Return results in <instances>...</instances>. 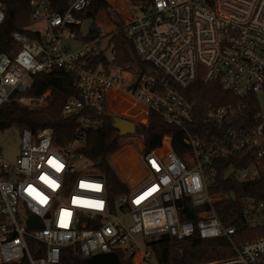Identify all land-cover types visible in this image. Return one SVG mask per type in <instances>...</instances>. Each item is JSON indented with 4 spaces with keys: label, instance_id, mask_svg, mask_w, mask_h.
<instances>
[{
    "label": "built area",
    "instance_id": "built-area-1",
    "mask_svg": "<svg viewBox=\"0 0 264 264\" xmlns=\"http://www.w3.org/2000/svg\"><path fill=\"white\" fill-rule=\"evenodd\" d=\"M89 1L71 0L61 13L49 0H29L36 37L13 31V46L0 52V107L10 100L31 109L46 106L50 90L40 96L14 94L30 86L34 74L55 68L73 73L78 90L61 113L63 118L78 116L71 141L54 144L51 127L38 132L23 128L15 163L0 158V264H60L67 246H75L83 259L122 250L134 264H151L153 253L141 247L140 236L184 239L197 233L211 239L230 238L236 231L215 210L226 195L209 191L216 174L211 166L251 147L253 139L264 134V125L238 120L241 102L208 103L205 120L223 130L210 137L199 135L190 129L197 101L186 91L198 79L217 81L240 99L257 96V117L264 118V0L130 2L125 14L121 10L122 27L137 56L150 64L147 70L115 64L111 46L102 45L103 37L78 40L71 27L83 24L76 13ZM5 17L0 0V23ZM101 53L107 63L99 61ZM116 107L134 119L135 133L121 137H131L138 146L144 179L112 205L105 177L93 162L86 164L89 160L80 149L88 131L103 127V116L115 117ZM151 112L184 131L189 145L185 157L173 149L171 136L146 150L145 135L138 128ZM256 149L258 156L264 155V146ZM50 159L62 165L59 171ZM249 176V169L235 168L230 178ZM204 206L209 208L200 210L196 221L182 219L183 210ZM255 210L264 226V201ZM32 216L39 218L41 227L29 226ZM232 248V256L205 264H264V235L232 242Z\"/></svg>",
    "mask_w": 264,
    "mask_h": 264
},
{
    "label": "trees",
    "instance_id": "trees-1",
    "mask_svg": "<svg viewBox=\"0 0 264 264\" xmlns=\"http://www.w3.org/2000/svg\"><path fill=\"white\" fill-rule=\"evenodd\" d=\"M5 5L6 17L0 23V52H8L13 46L11 33L21 31L31 38L36 35L31 30V7L29 0H1ZM55 11L65 13L71 0H49ZM118 1L119 4V0ZM133 5L137 0H129ZM105 10L110 20L117 28L110 32H103L96 19L100 11ZM83 20L90 23L88 32L83 35L82 25H73L71 29L76 32L81 42L91 41L98 37H106L108 46L114 53L113 62L117 65H137L145 70L150 67L144 60L137 56L134 43L127 36L122 27L124 18L116 11L115 7L107 0H90L86 7L76 13ZM98 22L105 23L103 12L100 13ZM99 61L107 63L104 53L98 56ZM50 90L49 100L41 109H31L21 106L16 101H8L0 107V128L3 121L10 125L16 123L23 128H30L34 132L51 127L54 129L53 143L65 146L75 137L78 116L63 118L61 113L67 101L78 96L76 77L64 69L55 68L50 72H42L33 75L32 82L22 93L14 95L40 96ZM187 94L197 101L194 120L190 129H194L199 135L211 136L218 134L219 126L208 123L206 118V104L216 105L243 104L237 119H246L247 123L264 125V118L257 117L261 110V102L255 95H247L240 99L233 93L223 89L219 82H203L198 79L187 89ZM104 125L101 129L90 130L86 134L85 144L80 149L89 161L94 165L100 161L99 171L105 177L109 200L113 205L116 199L129 192V185L121 179L109 159L119 148L118 129L114 126V117L103 116ZM138 131L145 135V148L150 151L162 144L166 136L172 137V147L181 156L185 157L189 150L186 143V134L179 127L166 123L157 112H151L146 124L140 125ZM96 166V165H95ZM212 168L216 169L215 176L208 185L209 191L214 194L226 195L215 204V210L225 225L235 226V233L229 237L203 239L197 233L191 237L178 239L168 234H162L146 240V246L150 249L159 264H200L224 259L233 255L232 242L241 243L264 235V226L258 223L255 206L264 201V155L258 156V149L246 147L233 157L215 161ZM230 167L237 170L249 169L250 176L246 180H224V173ZM235 193V199L231 193ZM187 208L182 211L183 220L196 221L198 212L207 209ZM121 264H132V259L125 256L122 250L117 251ZM23 264V263H22ZM60 264H84V259L75 248L67 246L62 250Z\"/></svg>",
    "mask_w": 264,
    "mask_h": 264
},
{
    "label": "rangeland",
    "instance_id": "rangeland-1",
    "mask_svg": "<svg viewBox=\"0 0 264 264\" xmlns=\"http://www.w3.org/2000/svg\"><path fill=\"white\" fill-rule=\"evenodd\" d=\"M112 2L117 7L116 9V7L114 6L116 11L118 10L117 12L119 14L120 11L123 9V7L127 6L126 2L120 1V3L122 2L121 4L120 3L118 4V2L115 0H112ZM104 15L106 18V22L110 25L109 28L106 27L105 23L103 22L99 23L98 20H97V24L99 25L101 24V29L103 30V32L106 33L112 30L111 29L112 26L110 23L111 22L110 17L106 11ZM120 15L123 16V14ZM89 26H90L89 21L84 20L81 26V32L83 35L87 34ZM75 44L78 45L77 42ZM107 44H108V39L106 37L102 38V45L107 46ZM28 81H31V79H28ZM11 101H16L17 103H19L17 100H11ZM20 105L23 106L22 104ZM113 111L117 112L115 113V117H122L125 119L127 118L131 121H134L132 115L127 116L125 114L126 110H120L118 107H116V109ZM141 123L146 124L147 123L146 118L141 119ZM21 131L22 129L16 123H13L9 126L4 125L2 128H0V158L10 161L11 163H15L21 149ZM130 140L131 137L119 138L120 148L116 153H114L110 157L109 161L112 164V166L116 169L121 179L125 181L130 188H136L144 179L143 177L144 171L140 168L138 161L139 153H140L138 146L135 143H132ZM126 141H130L131 144L128 143L126 144L125 143ZM86 164H91V163L90 161H87ZM146 239H148V237L147 238L141 236L139 237V242L143 249H146ZM219 260H215V261H219ZM132 264H134L133 261ZM151 264H159L155 259L154 255L151 259ZM200 264H205V263H200Z\"/></svg>",
    "mask_w": 264,
    "mask_h": 264
},
{
    "label": "water",
    "instance_id": "water-1",
    "mask_svg": "<svg viewBox=\"0 0 264 264\" xmlns=\"http://www.w3.org/2000/svg\"><path fill=\"white\" fill-rule=\"evenodd\" d=\"M3 125L9 126L10 124L6 121H3ZM114 126L118 129L120 136L133 135L135 133V124L132 121L121 117H114ZM264 146V134L257 135L253 139L251 149H256L258 147ZM95 165L98 167L100 161H97ZM235 172L234 167H230L224 173V180L230 179L231 175ZM233 199H235V193H231ZM29 226H42L39 218L32 216L29 220ZM84 264H121L119 255L116 252L109 253H99L91 257L84 259Z\"/></svg>",
    "mask_w": 264,
    "mask_h": 264
},
{
    "label": "crops",
    "instance_id": "crops-1",
    "mask_svg": "<svg viewBox=\"0 0 264 264\" xmlns=\"http://www.w3.org/2000/svg\"><path fill=\"white\" fill-rule=\"evenodd\" d=\"M107 1L110 2L113 6H115L114 3L112 2V0H107ZM115 1H116V0H115ZM119 1L126 2L127 5L130 3L129 0H119ZM117 2H118V1H117ZM122 2H121V3H122ZM119 3H120V2H119ZM121 3H120V4H121ZM115 7H116V6H115ZM125 7H126V6H125ZM125 7H123V9H122V11H123L124 14H125V12H126ZM116 9H117V7H116ZM118 9H119V8H118ZM119 10H120V9H119ZM117 11H118V10H117ZM122 11H120V14L122 13ZM101 12L105 13V10H102V11L99 12V14H98V16H97V19H96V22H97V20L99 19V16H100V13H101ZM121 16H122V15H121ZM110 23H111V26H112V28H111L112 30H111V31L115 30V27H116L115 24H114L112 21H111ZM98 25H99V24H98ZM99 26L101 27V24H100ZM109 32H110V31H109Z\"/></svg>",
    "mask_w": 264,
    "mask_h": 264
},
{
    "label": "snow or ice",
    "instance_id": "snow-or-ice-1",
    "mask_svg": "<svg viewBox=\"0 0 264 264\" xmlns=\"http://www.w3.org/2000/svg\"><path fill=\"white\" fill-rule=\"evenodd\" d=\"M49 164H50L52 167H54L57 171H59L60 168L62 167V165H60L58 162H56V161H54V160H52V159L49 160ZM48 183L51 184V185H54V181H48ZM83 186H84V185H82V187H83ZM43 199H44V198H41V202H43Z\"/></svg>",
    "mask_w": 264,
    "mask_h": 264
}]
</instances>
